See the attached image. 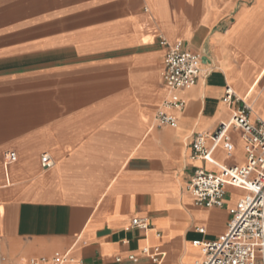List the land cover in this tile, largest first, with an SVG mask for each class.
<instances>
[{"label": "crops", "instance_id": "0c3cea01", "mask_svg": "<svg viewBox=\"0 0 264 264\" xmlns=\"http://www.w3.org/2000/svg\"><path fill=\"white\" fill-rule=\"evenodd\" d=\"M162 39L209 60L177 93L176 127L155 121ZM227 84L264 120V0H0V264L66 252L78 264H156L145 247L165 253L158 264H193V241L223 235L247 193L226 185V205L207 208L187 190L195 168L246 161L235 128L231 156L220 145L214 162L190 158L193 134L230 118Z\"/></svg>", "mask_w": 264, "mask_h": 264}, {"label": "built area", "instance_id": "2783aa9c", "mask_svg": "<svg viewBox=\"0 0 264 264\" xmlns=\"http://www.w3.org/2000/svg\"><path fill=\"white\" fill-rule=\"evenodd\" d=\"M160 43L166 48L161 79L167 95L156 111L155 121L158 126L176 127L177 118L172 111H181L185 107L184 100L177 93L193 87L202 76V55L185 48L181 40L171 44L162 39ZM222 100L233 106L230 118L220 122L212 132L194 133L190 142V158L214 162L212 152L220 145L226 155L231 156L233 144L228 132L235 128L241 131L242 139L249 147L246 161L241 166L222 165L219 173L195 168L187 190L196 206L207 208L226 205V185L242 188L247 193L229 208L231 219L223 235L213 241H193V245L201 249V256L193 264H264V120L251 119L249 106L229 84L225 87ZM15 157L13 151L4 154L6 161ZM40 162L45 169L54 164L48 153L41 155ZM131 223L141 230L149 228L145 218H133ZM142 251L156 264L165 255L158 247L152 250L145 247ZM3 260L0 256V261ZM24 264L78 263L66 252L61 256L33 257Z\"/></svg>", "mask_w": 264, "mask_h": 264}, {"label": "bare ground", "instance_id": "6f19581e", "mask_svg": "<svg viewBox=\"0 0 264 264\" xmlns=\"http://www.w3.org/2000/svg\"><path fill=\"white\" fill-rule=\"evenodd\" d=\"M262 73V72H261ZM255 84V83H254ZM240 98V97H239ZM241 99H243L245 102H246V104L248 103V98H241ZM248 105V104H247ZM249 106V108H250V110H251V119H252V116L254 115L255 116V114H254V112H253V109H252V107H251V105H248ZM256 117V116H255ZM253 120V119H252ZM162 259V258H161Z\"/></svg>", "mask_w": 264, "mask_h": 264}, {"label": "water", "instance_id": "95a60500", "mask_svg": "<svg viewBox=\"0 0 264 264\" xmlns=\"http://www.w3.org/2000/svg\"><path fill=\"white\" fill-rule=\"evenodd\" d=\"M201 59H202V62H203V63H205V62H208V61H209V60H208V58H207L206 56H202V58H201Z\"/></svg>", "mask_w": 264, "mask_h": 264}, {"label": "rangeland", "instance_id": "374dc122", "mask_svg": "<svg viewBox=\"0 0 264 264\" xmlns=\"http://www.w3.org/2000/svg\"><path fill=\"white\" fill-rule=\"evenodd\" d=\"M248 105H250L249 103H247ZM159 108V107H158ZM155 122V121H154Z\"/></svg>", "mask_w": 264, "mask_h": 264}]
</instances>
